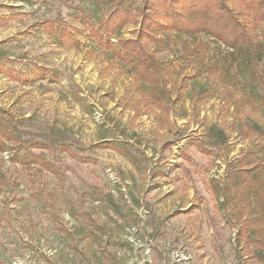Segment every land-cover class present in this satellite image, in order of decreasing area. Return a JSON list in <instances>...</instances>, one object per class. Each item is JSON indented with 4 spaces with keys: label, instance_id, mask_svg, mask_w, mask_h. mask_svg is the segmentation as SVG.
<instances>
[{
    "label": "rangeland",
    "instance_id": "374dc122",
    "mask_svg": "<svg viewBox=\"0 0 264 264\" xmlns=\"http://www.w3.org/2000/svg\"><path fill=\"white\" fill-rule=\"evenodd\" d=\"M228 2L258 60L211 73L230 50L167 30L148 43L161 67L149 81L107 46L139 25L110 19L113 0H0V264H264V217L221 189L228 164L264 142L239 126H264L249 96L264 94V22ZM210 125L228 140L206 153Z\"/></svg>",
    "mask_w": 264,
    "mask_h": 264
},
{
    "label": "trees",
    "instance_id": "16d2710c",
    "mask_svg": "<svg viewBox=\"0 0 264 264\" xmlns=\"http://www.w3.org/2000/svg\"><path fill=\"white\" fill-rule=\"evenodd\" d=\"M113 1L115 3L112 5L110 19L135 16L139 19V25L135 37L119 38L116 43H109L107 46L115 52L123 51L124 57L134 62L136 68L140 69L144 78L149 81H154L161 72V67L154 52L148 48V43L162 42L161 34L167 30L191 39L204 34L212 38L219 47L223 46L230 50L214 60L208 70L211 73L213 69H222L228 74L234 69L244 70L246 60L249 62L258 60L262 46L242 20L241 14L230 6L228 0H142L141 6L136 4L138 0ZM242 1L246 15L253 16L257 22H264V0ZM55 23V21L47 20L43 24L50 25L52 32L59 33ZM64 32L65 29L60 28V34L63 35ZM4 70L10 77L18 79L9 68L4 67ZM249 88V96L254 106L260 103V111H264V94L260 95L257 88H252L250 85ZM158 101L164 102L161 97ZM239 121L242 131L244 129L252 131L264 138V126L259 122L253 121L252 125H248L244 118ZM11 135L9 132H2L3 137L9 138ZM248 136L249 133L244 136V139ZM201 139V143L208 146L205 149L206 153H211L209 148L224 146L228 140L225 130L218 125L208 126ZM102 145L113 146L110 142H104ZM258 146L260 150H248L228 164L226 181L221 188L229 193L236 190L238 212L240 214L247 212L249 219L254 214L253 219L256 220L258 214L264 217V157L258 156V153L264 150V142H260ZM4 147V142L0 139V151ZM15 157L23 163H29L35 156L17 154ZM45 165L55 170V167ZM255 221L253 220V223ZM253 233H263L260 242L264 245V227L259 228L258 232L253 230Z\"/></svg>",
    "mask_w": 264,
    "mask_h": 264
}]
</instances>
